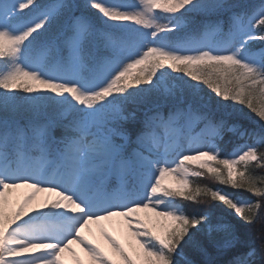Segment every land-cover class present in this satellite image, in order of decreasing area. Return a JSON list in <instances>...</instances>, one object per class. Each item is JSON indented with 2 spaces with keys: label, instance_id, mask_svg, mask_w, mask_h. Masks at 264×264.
<instances>
[{
  "label": "snow or ice",
  "instance_id": "obj_1",
  "mask_svg": "<svg viewBox=\"0 0 264 264\" xmlns=\"http://www.w3.org/2000/svg\"><path fill=\"white\" fill-rule=\"evenodd\" d=\"M257 169L264 0H0V264H264Z\"/></svg>",
  "mask_w": 264,
  "mask_h": 264
},
{
  "label": "rangeland",
  "instance_id": "obj_2",
  "mask_svg": "<svg viewBox=\"0 0 264 264\" xmlns=\"http://www.w3.org/2000/svg\"><path fill=\"white\" fill-rule=\"evenodd\" d=\"M166 185H172V181L170 179H167L165 181ZM141 215H145L144 213H141ZM105 228L108 231H110L117 239H119L122 243L125 242V239L127 237V231H126V225H124L122 220L116 219L114 221H108V222H102L101 225H92L91 226V234L92 237L100 241L103 246L108 249V245L106 242H104L100 237V229ZM75 247V246H74ZM76 252L83 256V253L80 252V249L76 247Z\"/></svg>",
  "mask_w": 264,
  "mask_h": 264
},
{
  "label": "trees",
  "instance_id": "obj_3",
  "mask_svg": "<svg viewBox=\"0 0 264 264\" xmlns=\"http://www.w3.org/2000/svg\"><path fill=\"white\" fill-rule=\"evenodd\" d=\"M228 151H231V149L229 148ZM257 174L259 175H264V170H261V169H257ZM194 181L200 183V184H207L209 185L210 187H223V186H220V185H217L215 183H213L210 179L208 178H200L199 180H196V178H193ZM228 191H232L231 189H227ZM245 196H247L248 194L247 193H244ZM179 202V201H177Z\"/></svg>",
  "mask_w": 264,
  "mask_h": 264
}]
</instances>
